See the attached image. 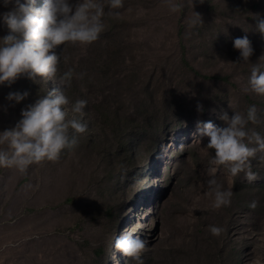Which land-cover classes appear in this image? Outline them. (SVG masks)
Segmentation results:
<instances>
[{
  "label": "rangeland",
  "instance_id": "obj_1",
  "mask_svg": "<svg viewBox=\"0 0 264 264\" xmlns=\"http://www.w3.org/2000/svg\"><path fill=\"white\" fill-rule=\"evenodd\" d=\"M101 2L104 31L89 45L58 46L53 80L0 85L2 132L47 90L63 91L69 69L86 73L66 94L71 104L87 101L88 125L56 161L24 173L0 168V264H135L115 248L126 231L148 242L144 264H264V152L250 158L257 178L249 182L211 165L214 151L197 134L198 122L223 126V113L245 112L247 95L261 101L243 89L252 64L264 63L254 19L264 17V0H178L176 13L167 0H123L118 16ZM193 11L203 25L191 26ZM244 35L254 49L248 63L233 47ZM226 73L229 84L204 78ZM16 91L29 95L10 103ZM213 175L233 193L229 206H211Z\"/></svg>",
  "mask_w": 264,
  "mask_h": 264
},
{
  "label": "clouds",
  "instance_id": "obj_2",
  "mask_svg": "<svg viewBox=\"0 0 264 264\" xmlns=\"http://www.w3.org/2000/svg\"><path fill=\"white\" fill-rule=\"evenodd\" d=\"M171 13L182 10L178 0H167ZM202 3V0H200ZM10 11L0 14L8 32L0 38V85L11 86L21 76L38 84L40 80H53L57 73L60 56L55 49L61 45H89L98 40L104 31L103 17L105 4L101 0H44L42 7H34L35 0H3V7ZM109 14L123 7V0H107ZM191 26L203 25L202 17L193 11ZM255 31L264 37V17H254ZM233 47L239 51L240 59L248 63L254 49L247 35L233 40ZM264 60L261 56L260 60ZM235 64V63H232ZM86 73H74L69 69L60 78L63 91L47 90L34 104L21 111V119L14 127L0 132V168L15 167L24 173L30 165L44 161H56L64 150L77 146L76 134L85 133L88 125L84 122L87 101L77 99L74 104L66 94L72 86L74 76L83 80ZM245 93L264 98V63L252 64ZM29 93L10 92L6 99L19 104ZM71 107L69 108V105ZM203 111L202 105H197ZM71 113V116H70ZM223 126L211 121L198 122L197 134L206 137V148L214 151L210 161L213 166H223L235 177L245 173L252 182L257 177L251 171V160L258 152H264V137L249 125L260 123L259 110L251 105L245 112H227L220 117ZM217 167L209 172L215 173ZM208 192L213 196L212 207L220 209L231 204V191L223 186L213 175L207 180ZM250 208H256L253 201ZM213 236H219L223 229L209 226ZM147 241L139 236L125 232L115 241V248L135 264H144L142 253Z\"/></svg>",
  "mask_w": 264,
  "mask_h": 264
},
{
  "label": "trees",
  "instance_id": "obj_3",
  "mask_svg": "<svg viewBox=\"0 0 264 264\" xmlns=\"http://www.w3.org/2000/svg\"><path fill=\"white\" fill-rule=\"evenodd\" d=\"M21 2H23V0H21ZM12 8V5H10L8 8L3 7V0H0V14L10 11ZM8 32L7 27L3 24L2 18H0V38H2L3 36H5ZM182 49H183V56H182V63L186 66V67H191L187 57L185 56V47L182 43ZM229 52H233L232 50H230ZM230 56H232V54H228ZM233 57H231L229 59L230 62H232ZM240 58V57H239ZM232 73H226V74H216V75H205L204 78L207 80H212V81H217V82H221V83H225V84H229L231 83L232 80ZM261 101H258V99H252L249 95L246 96V100L245 103L248 104V106L251 105H255L257 107V109L259 110V119H260V123L256 124L255 127L261 130V136L264 134V98H260ZM251 126V125H249ZM263 137V136H262Z\"/></svg>",
  "mask_w": 264,
  "mask_h": 264
}]
</instances>
